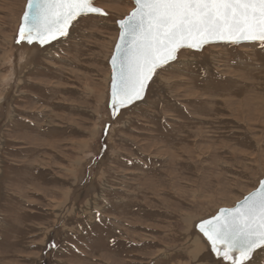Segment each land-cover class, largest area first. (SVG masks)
<instances>
[{"label":"rangeland","instance_id":"374dc122","mask_svg":"<svg viewBox=\"0 0 264 264\" xmlns=\"http://www.w3.org/2000/svg\"><path fill=\"white\" fill-rule=\"evenodd\" d=\"M25 2L0 0V264H224L196 224L264 177V46L180 50L111 118L133 3L41 45L15 40Z\"/></svg>","mask_w":264,"mask_h":264},{"label":"snow or ice","instance_id":"6c2138e0","mask_svg":"<svg viewBox=\"0 0 264 264\" xmlns=\"http://www.w3.org/2000/svg\"><path fill=\"white\" fill-rule=\"evenodd\" d=\"M111 59L109 107L119 109L143 98L157 69L182 48L199 50L213 42H258L264 46V0H131ZM106 15L94 0H27L16 42L41 45L68 34L78 17ZM196 227L224 264H246L264 249V181L231 209Z\"/></svg>","mask_w":264,"mask_h":264},{"label":"water","instance_id":"95a60500","mask_svg":"<svg viewBox=\"0 0 264 264\" xmlns=\"http://www.w3.org/2000/svg\"><path fill=\"white\" fill-rule=\"evenodd\" d=\"M95 1V0H94ZM131 1V0H130ZM26 3H27V0H26V2H25V5H24V9H23V12H22V14H21V17H20V22H19V25H18V28H17V32H16V38H15V40H17V37H18V31H19V27H20V24H21V22H22V20H21V18H22V16H23V14H24V11H25V9H26ZM95 6V5H94ZM133 6H134V4H133ZM95 7H97V6H95ZM97 8H99V7H97ZM102 10V9H101ZM103 11V10H102ZM132 11V9L128 12V14L127 15H125L122 19H124L125 17H127L128 15H129V13ZM104 12V11H103ZM89 15H99V14H89ZM82 17V16H81ZM121 20V19H120ZM119 21V20H118ZM116 25H117V28H118V34H117V38H116V41H115V43H114V46H113V50H112V53H111V56H110V58H109V60H108V65H109V69H110V82H109V90H108V103H107V108H108V111H109V115H110V117L111 118H115L119 113H120V111L121 110H123V109H126V108H128V107H130L131 105H133L134 103H137V102H139V101H141L142 99H140V100H137V101H134L132 104H130V105H128V106H126V107H124V108H121V109H119L118 110V112H117V115L114 117L113 115H112V109L109 107V103H110V90H111V82H112V76H113V66H112V63H111V59H112V57H113V55H114V52H115V46H116V44H117V42H118V40H119V34H120V28H119V25H118V23H117V21H116ZM64 37V36H63ZM59 38H61V37H58L57 39H59ZM56 39V40H57ZM53 41H55V40H51V41H49L48 43H46V44H43V45H47V44H49V43H51V42H53ZM21 42H23V41H21ZM20 42V43H21ZM33 42H36V43H39V42H37V41H33ZM219 44H225V45H242V44H259L258 42H240V43H238V44H230V43H225V42H213V43H209V44H206V45H204V46H207V45H219ZM203 46V47H204ZM202 47V48H203ZM202 48H200L199 50H196V49H189V48H182L181 50H191V51H200ZM173 61H171L170 63H172ZM168 65V64H167ZM164 66H166V65H164ZM163 66V67H164ZM160 69V68H159ZM158 70V69H157ZM150 82V81H149ZM149 82H148V84H149ZM148 86V85H147ZM146 89H147V87H146ZM146 89H145V93H146ZM145 93H144V95H145ZM144 97V96H143ZM260 181H264V177L261 179V180H259V182H258V185L253 189V190H255L258 186H259V183H260ZM252 190V191H253ZM252 191H250V192H252ZM249 192V193H250ZM248 193V194H249ZM248 194H246V195H244L239 201H237L233 206H231V207H222V208H219L217 211H216V213L213 215V216H211V217H214V216H216L217 215V213L219 212V210H221V209H231V208H233V207H235L237 204H238V202H240L241 200H243V198L245 197V196H247ZM211 217H209V218H206V219H203V220H207V219H210ZM203 220H201V221H203ZM201 221H199L197 224H199ZM196 224V225H197ZM196 230L199 232V233H201L200 232V230L196 227ZM202 235H203V233H201ZM204 236V235H203ZM207 240V239H206ZM208 241V240H207ZM209 243V242H208ZM209 245H210V243H209ZM210 250H211V252L216 256V254L212 251V249H211V245H210Z\"/></svg>","mask_w":264,"mask_h":264},{"label":"bare ground","instance_id":"6f19581e","mask_svg":"<svg viewBox=\"0 0 264 264\" xmlns=\"http://www.w3.org/2000/svg\"><path fill=\"white\" fill-rule=\"evenodd\" d=\"M25 43V42H24ZM29 44V43H28ZM178 54H179V52H178ZM178 54H177V57H178ZM200 237H202V236H200ZM202 239L201 238H197V237H195L191 242H190V247H191V250L193 251H195V249L196 248H198L199 249V247H200V245H201V243H203L202 241H201Z\"/></svg>","mask_w":264,"mask_h":264}]
</instances>
